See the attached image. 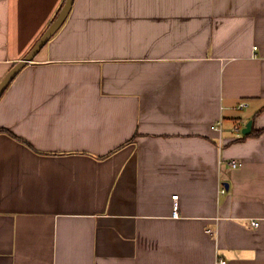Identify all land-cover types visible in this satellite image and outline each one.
I'll return each instance as SVG.
<instances>
[{"label":"crops","instance_id":"crops-1","mask_svg":"<svg viewBox=\"0 0 264 264\" xmlns=\"http://www.w3.org/2000/svg\"><path fill=\"white\" fill-rule=\"evenodd\" d=\"M64 2L0 0V81ZM219 256L264 264V0H74L0 94V264Z\"/></svg>","mask_w":264,"mask_h":264},{"label":"water","instance_id":"water-1","mask_svg":"<svg viewBox=\"0 0 264 264\" xmlns=\"http://www.w3.org/2000/svg\"><path fill=\"white\" fill-rule=\"evenodd\" d=\"M74 0H65L64 5L59 12L57 18L53 21V23L43 32V34L39 37V39L35 42L33 47L29 50V52L21 58L15 65L9 70V72L4 76V78L0 81V94L4 90V88L9 84V82L16 76V74L30 61H33L36 54L42 48V46L52 37V35L61 27V25L65 22L69 12L72 8ZM252 125V120L246 124L243 129L244 133L250 131Z\"/></svg>","mask_w":264,"mask_h":264},{"label":"built area","instance_id":"built-area-1","mask_svg":"<svg viewBox=\"0 0 264 264\" xmlns=\"http://www.w3.org/2000/svg\"><path fill=\"white\" fill-rule=\"evenodd\" d=\"M246 104H247V102L242 101V102H240L238 104V107H244ZM235 129L238 130V131L240 130V128L238 126H236ZM230 162H231V164L233 166H237L238 165V161L236 159H232ZM221 190L225 191L226 188L223 186ZM178 196H179L178 194H173V198L176 200L175 201V206H174V212H173L174 215H178V212H177V199H178ZM252 224L253 225H258L259 221L258 220H252ZM216 264H227V260L223 256H219L217 258Z\"/></svg>","mask_w":264,"mask_h":264}]
</instances>
